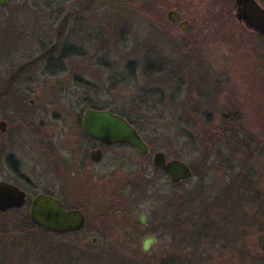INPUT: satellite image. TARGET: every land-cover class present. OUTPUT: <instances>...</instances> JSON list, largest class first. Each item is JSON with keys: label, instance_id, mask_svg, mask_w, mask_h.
Returning a JSON list of instances; mask_svg holds the SVG:
<instances>
[{"label": "rangeland", "instance_id": "rangeland-1", "mask_svg": "<svg viewBox=\"0 0 264 264\" xmlns=\"http://www.w3.org/2000/svg\"><path fill=\"white\" fill-rule=\"evenodd\" d=\"M257 1L264 7V0ZM234 10V0H11L0 6V93L20 91L24 79L28 102L50 110L40 117L43 134L57 142L58 157L70 160L74 171L60 173L58 162L53 175L46 173L53 178L37 179L28 173L34 165L26 157L23 174L39 185L29 189V199L52 188L68 205L83 204L85 191L90 200L87 227L74 235L29 230L22 220L29 205L0 214V264H160L173 244L172 230L161 228V210L172 193L197 188L201 194L185 219L196 217L176 227L178 238L202 243L204 259L197 264H223L222 256L244 248V240L236 239L249 233L247 249L260 256L255 237L264 233V37L238 23ZM170 11L188 28L169 20ZM62 27L59 49L67 43L76 56L50 76L46 63L35 61L54 46ZM150 62L160 70L146 75ZM90 102L143 124L151 155L117 145L105 150L101 163L83 166L93 146L99 147L81 128ZM224 118L231 119L228 126ZM13 128L0 132V139L26 143L25 131ZM225 129L224 140L210 151L205 144ZM159 151L194 165L204 178L193 175L174 190L155 173L152 157ZM207 154L204 168L200 160ZM16 176L0 164V180L17 183ZM109 211L112 223L103 220ZM168 211L170 218L177 215ZM141 215L146 222L138 225ZM150 236L158 242L143 253Z\"/></svg>", "mask_w": 264, "mask_h": 264}, {"label": "water", "instance_id": "water-1", "mask_svg": "<svg viewBox=\"0 0 264 264\" xmlns=\"http://www.w3.org/2000/svg\"><path fill=\"white\" fill-rule=\"evenodd\" d=\"M10 0H0V6L6 7ZM234 17L238 23L246 29L264 37V7L257 0H234ZM179 18L177 11H170L168 19L174 21ZM187 22L181 26L187 29ZM83 131L86 136L111 146L127 144L141 154L150 153V147L145 143L141 135L122 116L109 110L87 109L82 119ZM101 151L92 152L95 161L101 158ZM153 165L164 171L172 184L189 180L193 172L189 165L181 160H168L164 152H155L152 157ZM26 205V194L17 186L0 181V213L22 209ZM31 221L38 227L63 235L81 231L86 222L85 214L80 210H65L62 203L48 195L36 196L29 209ZM145 217H142V222ZM156 243L155 238H146L142 243V251L148 253L151 246Z\"/></svg>", "mask_w": 264, "mask_h": 264}, {"label": "flooded vegetation", "instance_id": "flooded-vegetation-1", "mask_svg": "<svg viewBox=\"0 0 264 264\" xmlns=\"http://www.w3.org/2000/svg\"><path fill=\"white\" fill-rule=\"evenodd\" d=\"M10 3H11V0L6 7H2V8H7L10 5ZM173 22L179 23L180 27H181L184 25V22H187V21H182L180 14H179V18H175V20ZM187 23H188L187 25L189 26V22H187ZM21 80L19 81L20 85H21L20 91H16V92L6 91V92L0 93V132L2 134L6 135L8 128L14 127L15 129H17V131L18 130L21 132L25 131L28 139L26 140V143L22 139H18V138L17 139L16 138H14V139H0V164H4L6 166V168H9L11 170V172L12 171L14 172L15 176L17 175L16 176L17 183L14 180H10V179H9L10 181H8V180H0V181L9 182V183L17 186L19 189H21L22 191L25 192V194H26V205L24 206V208H26V206L29 205V209H30V206H31L33 199L36 196L43 194V195L52 196V197L56 198L57 200H59L62 203L63 208L65 210H80L84 213L86 206L90 202V200L88 199L89 193L86 191L83 194L84 195V202H83V204H79V205L77 203L72 204V205H68L67 202L63 199V197L60 196L58 194V192H55L52 188H47V189H45V191L43 193H40V194L36 193L31 200L29 199V193H28L29 189H32V188L35 189L39 185L37 183L31 181L30 175L23 174V170H24L23 162L25 163L26 157H31L32 159H29L28 161H32V163L34 165L33 168L28 171V173L35 175L34 177L37 179L38 178H44L46 180H48V179L50 180L51 178H53L54 176L53 177L49 176L50 178L49 177L46 178L47 177L46 173H50V175L51 174L53 175L54 169L52 168V165L53 164L55 165L58 162L60 163L59 168L61 169V172L58 169H57V172L63 173L64 171L65 172L70 171V170L73 171V169L71 167V164H70L71 161L70 160L63 161L62 158L58 157L59 156L58 155L59 147L57 145V142L51 139L50 134H43V132H42V129H43L42 127L45 126V119L40 118V117L50 110L47 108V106H43L40 104L36 108V106H34L35 105L34 100H29V102H28L27 99L29 98V96H28L29 93L27 94L24 91V85H23L24 79H23V81H21ZM84 112L82 113V117L80 119L82 130H83L82 119H83ZM37 117L40 118V119H38V121H37ZM83 134L87 139L89 138V140H93L95 143H97L99 145V147L93 146V148L89 151V156H88L87 162L84 159L82 161L83 166H86L88 169H89L90 163L91 164L101 163V161L104 158V153H105L106 149L111 148L113 146H117V145L129 146L127 144H116V145L107 146V145L100 143L97 140H94V139L86 136L84 131H83ZM145 143H146V141H145ZM61 147H63V146H61ZM131 148H133V147H131ZM62 149L63 148H61V150ZM133 149H135V148H133ZM96 150L101 151V154H100L101 158L99 161H95L92 157V152L96 151ZM150 155H151V148H150V153L146 154L145 156H150ZM177 160H180V159H177ZM77 161H79V159ZM152 165H153V162H152ZM189 167H190V165H189ZM155 168H157V167H155ZM76 169H77V167L74 168V170H76ZM191 170H192V168H191ZM192 172H193V170H192ZM193 175H194V173H193ZM164 176L167 177L170 181V178L168 177V175L165 172H164ZM191 179H189V180H191ZM189 180L181 181L177 184H172L170 181V184H172V186L178 185L181 183H187ZM19 181H20V183H19ZM44 185L47 186L48 184L45 183ZM24 208H22L20 210H23ZM126 215H127V213H126ZM127 216L129 217V213ZM169 216H170V214H169ZM185 216H186V214L183 211L180 210L177 212L176 217L182 218L181 220L179 219L178 225H180V224L184 225L185 224V222H186ZM85 217H86V215H85ZM142 217H145L144 222H142ZM108 221L111 222V220H108ZM145 222H146V216L141 215L138 223H145ZM86 223H87V218H86L85 226L81 231L86 229V227H87ZM129 225L131 228H133L132 233H135V236H138L137 229L135 228L136 226L132 223V221H131V223L129 222ZM161 228L163 230H166V232L168 233L170 226L161 225ZM81 231H79V232H81ZM79 232H74V233H79ZM152 235H154V234H152ZM148 238H155L156 243L154 245L157 244V242H158L157 237L150 236ZM93 242H96V239H94ZM154 245H152V246H154ZM152 246H151V248H152ZM151 248H150V250H151ZM141 250H142V245H141ZM150 250H149V252H150Z\"/></svg>", "mask_w": 264, "mask_h": 264}, {"label": "trees", "instance_id": "trees-1", "mask_svg": "<svg viewBox=\"0 0 264 264\" xmlns=\"http://www.w3.org/2000/svg\"><path fill=\"white\" fill-rule=\"evenodd\" d=\"M66 23V21H64L63 25L64 26ZM63 32H64V28L62 27L60 29V33H59V37L57 38V42L54 44V46L49 49L45 54H43L41 57H39L38 59H36L35 63H38V62H43V63H46L45 65V72L47 75H50V76H55L57 74H60L62 73L64 70H65V62L69 59H71V57L74 55V51L71 47H66L64 45H66L67 43H64L63 44V48L60 50L59 47H60V43L62 41V35H63ZM263 38V37H262ZM160 70V67H157L154 63H148L146 68H145V74L146 75H150V74H153L155 71L157 73V71ZM192 94L189 93V97L191 96V99H193V97L195 98L196 95L194 94V92H191ZM87 108H91V109H99V110H107L106 107H102V108H96L92 102H90L88 105H87ZM112 113H115V114H118L120 116H122L123 118H125L132 126L135 127V129L137 130V132L143 137V139L145 140V137H146V128L144 127L143 124L141 125H138L136 122L132 121L131 119H129L125 113L123 112H114V111H111ZM223 125H226L228 126L227 124L228 123H231V119L230 118H224L223 119ZM226 131H228L227 129H225L222 133L221 136L219 135H212L211 137V141L207 144H205L206 147H208L211 151L212 149V145L213 143L215 142H218V140H222L224 138V136H226ZM210 140V139H209ZM224 140V139H223ZM251 145V144H250ZM250 145L248 144H244L243 147L245 148V150H249L250 149ZM242 152V150H241ZM178 159H182L180 157H178ZM204 159V160H203ZM208 160H209V154L207 155H203L200 162L201 163H204V168L207 166L208 164ZM206 164V165H205ZM192 168H193V171L195 170V166L192 165ZM155 173H157V175H160L161 177L164 176V172L158 168H155ZM156 175V176H157ZM194 175L195 176H200L201 178H204L205 174L203 173H200V172H194ZM155 176V178H156ZM246 177L245 179H243L242 181L243 182H246ZM145 187L146 189L148 188L150 184V181L148 178L145 179ZM185 183H181V184H178V185H173V189L174 190H179L181 189V187L184 185ZM196 192H193V193H186V192H183V193H172V195L168 198L167 202L165 203V206L163 207V209L161 210V216L163 217L160 222H161V225L163 226H170V229L169 230H172L171 232L173 233V244H172V247H171V253L169 254V252L167 253V255L165 256L164 259H162L160 261V264H197V262H199V260H203L204 258H201V256L203 255L202 254V243L201 245H196V243H198V241H191V240H185V239H182V238H178V234H177V229L176 227L178 226V221L179 219L177 220L178 217L176 216H172L170 218V216L168 215V209L171 208L173 209L174 211L176 210L177 212L178 211H183L185 214H187V210L189 208H192V204H194V202H196V199L198 197V195L201 194V191L200 189H196L195 190ZM14 211L15 213H19L21 210L20 209H16V210H12ZM12 211H9V212H12ZM175 211V212H176ZM0 214H5V213H0ZM163 214H165L163 216ZM111 215V211H109L108 213H105L104 216H103V220L104 221H107L109 220V216ZM196 217V216H195ZM194 216L192 217H189L188 220L185 222L184 225H188L189 223H191V221L195 218ZM192 219V220H191ZM22 220H25L28 224H29V230H44L40 227H38L37 225H35L30 217H29V214L27 215L26 219L23 218ZM25 222V223H26ZM187 223V224H186ZM139 225V223H138ZM261 234H259L258 237H255V239L257 240V244H258V247H259V253H260V256H257L256 258H254L255 256H251V252L249 251V249H247V245H248V241H249V238H250V233H249V236L246 238V239H243V238H237L236 241L234 242L235 244H238L239 241H237L238 239L239 240H244V248L242 250H240V247L239 246H236V253H233L234 256L233 257H227V256H222L221 260H223V264H254V262L256 261L255 259H260V262L261 264H264V233L263 232H259ZM74 234H77V233H72V234H64V235H58V236H66V235H74ZM256 234H254L255 236ZM1 238V237H0ZM220 238H224V237H219L218 239ZM226 239L227 241V244L230 243L229 240L227 238H224ZM199 241H202V239H200ZM209 242H213V241H210L208 240ZM215 241V240H214ZM192 242V244L190 243ZM215 243V242H214ZM201 247V249H199ZM224 247V246H223ZM225 247H227V245H225ZM191 250V251H190ZM190 251V252H189ZM232 259H234V263H232L233 261H231ZM139 264H146V263H139Z\"/></svg>", "mask_w": 264, "mask_h": 264}]
</instances>
